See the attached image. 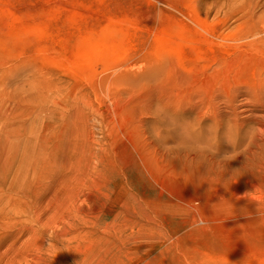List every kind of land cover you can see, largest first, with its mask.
I'll return each instance as SVG.
<instances>
[{"label": "rangeland", "instance_id": "obj_1", "mask_svg": "<svg viewBox=\"0 0 264 264\" xmlns=\"http://www.w3.org/2000/svg\"><path fill=\"white\" fill-rule=\"evenodd\" d=\"M36 74L0 264H264V0H0V98Z\"/></svg>", "mask_w": 264, "mask_h": 264}, {"label": "bare ground", "instance_id": "obj_2", "mask_svg": "<svg viewBox=\"0 0 264 264\" xmlns=\"http://www.w3.org/2000/svg\"><path fill=\"white\" fill-rule=\"evenodd\" d=\"M27 85L25 95L0 98V230L17 215L26 219L25 194L31 178L46 167V121L60 120L45 106V78L36 74Z\"/></svg>", "mask_w": 264, "mask_h": 264}]
</instances>
